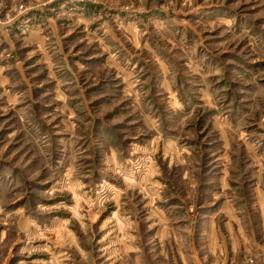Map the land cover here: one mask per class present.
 I'll return each mask as SVG.
<instances>
[{
  "label": "rangeland",
  "instance_id": "rangeland-1",
  "mask_svg": "<svg viewBox=\"0 0 264 264\" xmlns=\"http://www.w3.org/2000/svg\"><path fill=\"white\" fill-rule=\"evenodd\" d=\"M0 264H264V0H0Z\"/></svg>",
  "mask_w": 264,
  "mask_h": 264
}]
</instances>
